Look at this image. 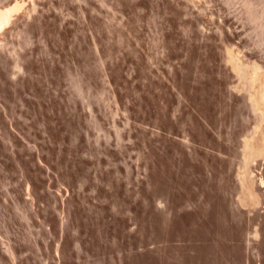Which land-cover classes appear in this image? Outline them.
<instances>
[{
    "label": "rangeland",
    "instance_id": "rangeland-1",
    "mask_svg": "<svg viewBox=\"0 0 264 264\" xmlns=\"http://www.w3.org/2000/svg\"><path fill=\"white\" fill-rule=\"evenodd\" d=\"M18 1L0 264H264V0Z\"/></svg>",
    "mask_w": 264,
    "mask_h": 264
},
{
    "label": "bare ground",
    "instance_id": "bare-ground-1",
    "mask_svg": "<svg viewBox=\"0 0 264 264\" xmlns=\"http://www.w3.org/2000/svg\"><path fill=\"white\" fill-rule=\"evenodd\" d=\"M1 1V0H0ZM1 3V2H0ZM22 7V4H20L19 3V1L18 0H15V1H12V2H10L9 4H3V5H1L0 4V30L1 29H3L4 28V26L5 25H7V23L9 24V21H10V19H12L11 17L14 15H16L14 12H16V11H18V9L19 8H21ZM24 7H25V5H24ZM25 11V10H24ZM21 12H23V11H21ZM25 13V12H24ZM28 13V12H27ZM18 14V13H17ZM19 14H20V11H19ZM14 21V20H13ZM15 23V22H14ZM13 25V24H12ZM12 27V26H11ZM16 27V26H15ZM14 27V28H15ZM5 28H6V26H5ZM9 29H11V28H9ZM13 29V28H12ZM2 31V30H1ZM6 31V30H5ZM9 31V30H8ZM9 34H10V32H9ZM6 37V36H5ZM4 37V38H5ZM2 40V39H1ZM11 46V45H10ZM5 47V46H4ZM8 48H9V46H8ZM11 49V48H10ZM16 50V49H15ZM238 51V50H237ZM240 51V50H239ZM236 52V53H242V52ZM16 52V51H15ZM243 54V53H242ZM241 55V54H240ZM230 57V56H229ZM236 58H237V56H236ZM231 59H232V57H231ZM235 58H233L232 60H234ZM239 60V59H238ZM245 60H246V58H245ZM235 62V61H234ZM241 62V61H240ZM237 63V62H236ZM242 63V62H241ZM251 63V62H250ZM249 63V64H250ZM233 64V63H232ZM247 64V63H246ZM256 64V63H255ZM240 65H242V64H240ZM19 66V65H18ZM256 66H257V64H256ZM246 67V66H245ZM249 67V66H248ZM236 68V67H235ZM251 68V67H250ZM256 67H254L253 69H255ZM257 68H258V66H257ZM261 68V67H260ZM260 68H258L259 70H260ZM247 69H249V68H247ZM257 69V70H258ZM241 70L242 71H244L243 70V68L241 67ZM251 70V69H250ZM257 70H252L253 72H251L250 71V73H252V74H250L249 73V76L248 75H246V76H248L249 78H250V80H254L255 78H258L259 77V73H260V71H259V73H258V71ZM236 71V70H235ZM246 73L248 72V70L247 71H245ZM245 73V74H246ZM262 73V72H261ZM248 74V73H247ZM263 75V74H262ZM240 77H241V75H240ZM261 77V76H260ZM262 80H263V78H261ZM246 80V79H245ZM249 80V79H248ZM258 80H260V79H258ZM255 82L257 81V79L256 80H254ZM241 82V81H240ZM249 82V81H248ZM251 83H253V82H251ZM247 84H249V83H247ZM260 84H262V85H260V86H262L261 87V90H260V92H259V89H257L258 90V92H254V93H252V95H251V97L250 98H252V99H250V100H252V102H253V105L255 106V108L256 107H258L260 104H263V107H264V81L263 82H261ZM259 85V84H258ZM250 87H251V85H250ZM257 88H258V86H257ZM253 89V88H252ZM251 89V90H252ZM250 91V90H249ZM248 91V92H249ZM254 91V90H253ZM252 92V91H251ZM262 106V105H261ZM259 108V107H258ZM262 108V107H261ZM246 141H248L247 139H246ZM250 147V144H248V142H247V148H249ZM256 150V152L257 153H263L264 152V141L263 142H261V144L258 146V147H256L255 148ZM246 160H247V158H246ZM249 160V159H248ZM245 171V170H244ZM240 173H242L243 174V172H240ZM244 181H243V183H244V185L242 186V187H244L243 189H245V190H248V191H250L251 189H252V187H253V182H251V179H249V176H248V172L246 171V174L244 175ZM242 179V180H243ZM260 184L262 185H264V180L261 178V180H260ZM244 190V191H245ZM252 191V190H251ZM256 191V190H255ZM245 193V192H244ZM252 193H254V192H252ZM251 193V194H252ZM246 194V193H245ZM254 195V194H253ZM257 195V194H256ZM257 197H258V195H257ZM253 199V198H252ZM255 199L256 198H254V201H255ZM252 201V200H251ZM258 201V200H257Z\"/></svg>",
    "mask_w": 264,
    "mask_h": 264
}]
</instances>
